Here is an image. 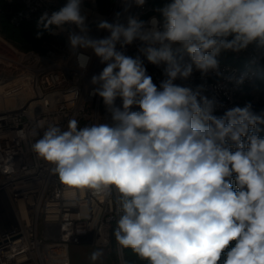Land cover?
Listing matches in <instances>:
<instances>
[{
  "label": "clouds",
  "instance_id": "clouds-1",
  "mask_svg": "<svg viewBox=\"0 0 264 264\" xmlns=\"http://www.w3.org/2000/svg\"><path fill=\"white\" fill-rule=\"evenodd\" d=\"M83 3L43 12L37 38L67 27L78 68L90 61L81 49L104 65L90 80L104 122L50 125L33 151L62 184L119 194V264H129V249L147 264H264V111L246 104L216 115L201 87L177 83L195 71L220 75L222 52L251 48L252 64L264 59V0H165L147 21L130 11L146 0H122L123 13L98 21L103 38L88 35ZM133 44L162 69L158 85L140 56L126 54ZM103 255L97 248L90 260Z\"/></svg>",
  "mask_w": 264,
  "mask_h": 264
},
{
  "label": "built area",
  "instance_id": "built-area-1",
  "mask_svg": "<svg viewBox=\"0 0 264 264\" xmlns=\"http://www.w3.org/2000/svg\"><path fill=\"white\" fill-rule=\"evenodd\" d=\"M4 1L17 6L10 19L14 25L39 18L45 11L51 13L59 5V0ZM130 11L144 21L157 16L148 0L142 8L133 6ZM117 12L123 13L122 0H112L105 12L97 8L95 0H84L82 14L87 16L88 35L106 37L108 33L96 25L100 19L112 21ZM66 48L43 55L12 48V56L4 60L8 68L23 72L28 84L23 102L0 107V241L21 232L0 243V264H70V246L82 243L114 251L119 264L113 234L120 214L118 193H94L62 184L52 172L54 166L32 147L50 125L66 129L69 119H76L78 127L104 122L102 100L90 95L94 87L91 77L99 74L104 65L90 49H81L90 57L87 70L81 71L68 40ZM137 48V44L128 46L126 54L140 56L158 85L163 79L162 69L148 63ZM236 55L247 59V63H219L220 75L210 72L202 76L195 71L190 80L177 83L201 87L203 95L217 102L216 115L246 104H251L255 112L264 111L244 91L256 77V70L248 65L252 53ZM245 72L247 78L237 85L235 78Z\"/></svg>",
  "mask_w": 264,
  "mask_h": 264
},
{
  "label": "trees",
  "instance_id": "trees-1",
  "mask_svg": "<svg viewBox=\"0 0 264 264\" xmlns=\"http://www.w3.org/2000/svg\"><path fill=\"white\" fill-rule=\"evenodd\" d=\"M112 0H95L97 8L101 12H105L110 5ZM152 6L155 8L161 6L165 0H148ZM66 2V0H59V5L57 10ZM17 10V6L9 5L4 0H0V36H2L6 41L10 42L16 46L19 50L27 52L32 51L36 54L43 55L48 51L52 50L51 43L56 35H50L47 31L43 32V35L40 38H37V20L38 18H33L29 20L20 21L17 25H14L10 22L11 15ZM157 16L159 15L156 12ZM68 31L66 27L65 30L59 31L64 32ZM237 53L227 51L222 52L218 57L219 63H231L236 65H242L247 63V59L242 56H237ZM252 68L256 70V77L254 79L253 85L250 88H245L246 93L251 91H259L261 94H264V59L260 60L258 64L248 63ZM260 108L264 109V103L260 104ZM264 136V131L260 133ZM114 238L112 237V245ZM109 259L114 258L115 262L117 261L114 251H111L107 255ZM124 259H126L129 264H147L146 261H141L134 254L131 253V250H125ZM223 259V258H222Z\"/></svg>",
  "mask_w": 264,
  "mask_h": 264
},
{
  "label": "rangeland",
  "instance_id": "rangeland-1",
  "mask_svg": "<svg viewBox=\"0 0 264 264\" xmlns=\"http://www.w3.org/2000/svg\"><path fill=\"white\" fill-rule=\"evenodd\" d=\"M67 35L68 31L58 33L51 43L52 50L57 52L65 51L67 49ZM0 44L5 45L10 49L14 48L18 52H21V50L6 41L2 36H0ZM249 53H252L251 48L245 51V54ZM23 74L24 73L19 70L10 69L6 65L0 64V107L15 106L17 103L22 102L26 97L28 83ZM245 94L259 104L264 103V94H261L259 91L253 90L249 94L246 92ZM97 248L102 247H96L93 244L87 243L71 245L69 248L70 264H118L117 261L115 262L113 257L111 259L108 258L107 255H109L111 251H108L106 248H102L104 252L103 257L96 262H92L90 260V255Z\"/></svg>",
  "mask_w": 264,
  "mask_h": 264
},
{
  "label": "bare ground",
  "instance_id": "bare-ground-1",
  "mask_svg": "<svg viewBox=\"0 0 264 264\" xmlns=\"http://www.w3.org/2000/svg\"><path fill=\"white\" fill-rule=\"evenodd\" d=\"M12 52H13L12 49L6 47L5 45L0 44V64H2V65H4V63L6 64V62H4V60L6 57H9L12 54ZM18 59L16 58V60H18ZM24 100H25V98L23 99V101Z\"/></svg>",
  "mask_w": 264,
  "mask_h": 264
},
{
  "label": "water",
  "instance_id": "water-1",
  "mask_svg": "<svg viewBox=\"0 0 264 264\" xmlns=\"http://www.w3.org/2000/svg\"><path fill=\"white\" fill-rule=\"evenodd\" d=\"M20 234H21V232L18 233V234L13 235V236H11V237H8V238H6V239H3V240L0 241V243L4 242V241H6V240H9V239H11V238H13V237H16V236H18V235H20Z\"/></svg>",
  "mask_w": 264,
  "mask_h": 264
}]
</instances>
